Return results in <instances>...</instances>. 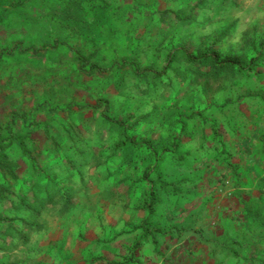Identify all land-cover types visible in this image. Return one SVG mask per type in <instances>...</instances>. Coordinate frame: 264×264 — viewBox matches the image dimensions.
I'll list each match as a JSON object with an SVG mask.
<instances>
[{
	"label": "rangeland",
	"instance_id": "rangeland-1",
	"mask_svg": "<svg viewBox=\"0 0 264 264\" xmlns=\"http://www.w3.org/2000/svg\"><path fill=\"white\" fill-rule=\"evenodd\" d=\"M0 132V264H264V0H0Z\"/></svg>",
	"mask_w": 264,
	"mask_h": 264
},
{
	"label": "trees",
	"instance_id": "trees-1",
	"mask_svg": "<svg viewBox=\"0 0 264 264\" xmlns=\"http://www.w3.org/2000/svg\"><path fill=\"white\" fill-rule=\"evenodd\" d=\"M186 53V57L188 58V60L194 64H201V63H206L209 62L212 64V67L214 69H225L227 67H238L239 70H244L245 72H250L252 70L255 69V65L253 64H249V65H244L242 64V62L236 60L235 58L232 57H225V58H220V54L218 51H213V52H209V53H204L202 55H197V54H193L190 53L188 51H185ZM79 56V60L82 62L81 64V69H83L84 71H88V72H103V71H108L110 68H107L105 66H101L98 62L96 61H92L90 57L88 56H84L81 52L78 53ZM89 65V69L90 70H85V67ZM168 66V64H167ZM138 68V66H137ZM139 69V68H138ZM140 70V69H139ZM146 71H149V68L143 69L141 71V73H145ZM165 71V70H163ZM159 73V72H156ZM101 101V100H100ZM100 107H104V111H103V115L104 117L109 120V121H113V118L110 116V114L107 112V109L109 107V102L108 100L105 101H101L100 102ZM7 138L5 136H3L0 132V169L3 172H7V173H14V171L12 170V168L10 167V163L9 161H7V156L4 152V145L6 143ZM125 142L131 143V144H136L139 145L141 143L134 142L132 140L131 137L127 136L126 139L124 140ZM22 148L24 150V152L26 154L30 155L29 150L27 149L26 145L24 143H22ZM155 201H156V191L155 189L152 190L151 192V200L150 202L147 203V208L149 209V219L151 216H153L154 211H155ZM143 229H144V233H148L151 232L152 230L155 229H159L156 228L151 222L150 220H146L143 225H142Z\"/></svg>",
	"mask_w": 264,
	"mask_h": 264
}]
</instances>
